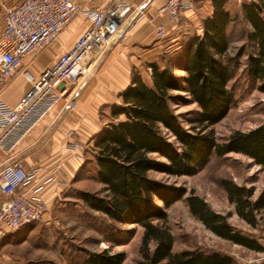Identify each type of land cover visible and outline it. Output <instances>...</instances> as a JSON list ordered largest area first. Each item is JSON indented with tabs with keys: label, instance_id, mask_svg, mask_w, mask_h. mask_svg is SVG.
Wrapping results in <instances>:
<instances>
[{
	"label": "trees",
	"instance_id": "1",
	"mask_svg": "<svg viewBox=\"0 0 264 264\" xmlns=\"http://www.w3.org/2000/svg\"><path fill=\"white\" fill-rule=\"evenodd\" d=\"M227 1L212 0L213 12L203 21V34L188 45L185 63L180 66L186 76L178 77L156 64L149 66L151 85L134 75L130 86L119 94L120 103L111 109L113 120L93 139L94 177L102 190L83 191L80 198L90 210L113 223L143 229V259L136 264H235L216 253L172 251L173 236L165 225V210L183 198L190 214L218 237L254 251L263 250L257 242L234 232L226 218L211 210L202 198L192 192L185 197L184 188L164 185L148 175L194 176L212 156L230 153H240L264 169V123L247 133L236 132L222 144L211 133H204L228 114L233 104L228 85L241 67L246 79L264 93V0L242 5L241 18L248 27L246 45L233 55L227 29L237 17L225 10ZM243 56L244 64L239 61ZM171 92L184 93L198 105L200 111L189 120L198 125V131L182 127L169 106ZM220 184L237 215L254 225L255 213L264 209V190L252 201V189L230 180ZM82 264H124V256L103 250L88 254Z\"/></svg>",
	"mask_w": 264,
	"mask_h": 264
},
{
	"label": "rangeland",
	"instance_id": "2",
	"mask_svg": "<svg viewBox=\"0 0 264 264\" xmlns=\"http://www.w3.org/2000/svg\"><path fill=\"white\" fill-rule=\"evenodd\" d=\"M195 6L197 12L204 13L208 2L202 1ZM237 8L238 2H232L229 6L232 15L237 17L228 29L231 55L246 45L245 35L248 27L240 14H236ZM203 15H197L196 20L193 18L190 20L191 17L184 18L186 23L183 32L186 35L178 41L182 48H179L176 55L168 53L161 58L160 69L167 68L178 77L186 76L180 66L185 63L190 39L201 33ZM245 60L246 57L243 56L239 61L244 64ZM101 65H94L90 59L88 74L80 82L95 79ZM147 65L145 62V66ZM141 72L144 83L151 85L149 71L141 69ZM228 88L233 95V104L228 114L204 131L211 133L219 144L227 142L236 132L247 133L264 123V93L257 90L256 83L246 79L242 67ZM171 96L169 106L182 127L189 132H193L192 127L198 131V125L189 123V120L194 119L200 111L198 105L191 102L189 96L184 93L171 92ZM103 118V121L108 120L105 116ZM72 140L70 145H79L84 160L88 162L83 172L77 174L76 180L70 183L66 190L61 191L60 198L48 210V218L45 216L42 222L35 225L40 229V233L33 245L37 246L38 255L43 258L42 260L39 258L41 262L39 264H82L88 254L103 250L111 254H123L124 264L142 261L143 229L138 225L113 223L104 215L90 210L81 200V192L96 193L100 192L102 187L94 177L93 143L89 145ZM148 175L164 185L184 188L187 192L185 197L192 192L202 198L211 210L226 218L234 232L257 242L263 249L254 251L218 237L190 214L183 198L165 210L167 215L165 225L173 236L174 253L198 250L206 254L216 253L229 257L235 264H264V209L255 213V224L250 225L237 215L235 205L228 202L220 184L222 180H230L238 186L252 189L251 200H255L264 190V169L256 165L252 159L240 153H230L223 157L212 156L209 163L194 176L176 177L156 172H150ZM154 202L162 208L158 200L155 199Z\"/></svg>",
	"mask_w": 264,
	"mask_h": 264
},
{
	"label": "crops",
	"instance_id": "3",
	"mask_svg": "<svg viewBox=\"0 0 264 264\" xmlns=\"http://www.w3.org/2000/svg\"><path fill=\"white\" fill-rule=\"evenodd\" d=\"M20 1L22 0H0V36L4 28L2 7L16 5ZM75 1L82 10L103 8L111 2V0ZM122 1L141 9L142 15L131 14L118 40L111 44L102 55L98 56L96 53L91 55L90 59L94 65H102L95 79L80 82L75 108H67L64 103H61L12 152L6 154L0 149V166L11 159L20 161L27 170L37 171L34 181L28 187L21 189L20 193L30 195V192L41 185L46 178L53 176V181L43 185L38 193L47 207L44 215L46 218L49 216L48 210L51 209V205L60 198L61 191L66 190L69 184L76 180L85 161L80 150L71 148L72 139L90 145L102 128L113 120L111 109L120 103L119 94L130 86L133 76H140L143 81L141 69L149 71L151 76L149 67L151 64L159 67L161 58L168 53L176 55L179 48H182L178 41L186 35L183 32L186 23L184 18L191 17L190 20L192 18L196 20L197 15L204 14L203 21H205L213 12L212 0L197 1L191 9L181 14L177 24H170L165 18L157 16V10L167 0ZM202 1L208 2L204 13L194 9L195 5ZM252 1L257 0H228L224 8L232 17H235L230 12L229 6L232 2H238L236 14L239 13L241 17L242 5ZM133 18L136 22L128 29V24ZM158 24L165 27L166 34L163 41H157L156 38L155 27ZM88 26V20L80 14L60 33L55 43L26 56L0 91V100L7 106L14 107L43 70L69 49ZM202 34L203 26L201 33L193 36L188 45ZM175 45L178 47L176 48ZM145 62L148 63L147 66ZM104 116L108 120L103 121ZM92 153L94 155V152ZM3 200L5 197L0 195V202ZM35 225L27 226L19 233L0 237V264L41 263L37 246L33 245L40 233V229Z\"/></svg>",
	"mask_w": 264,
	"mask_h": 264
},
{
	"label": "built area",
	"instance_id": "4",
	"mask_svg": "<svg viewBox=\"0 0 264 264\" xmlns=\"http://www.w3.org/2000/svg\"><path fill=\"white\" fill-rule=\"evenodd\" d=\"M201 0H167L157 10V16L177 24L181 14ZM142 15L122 0H111L103 8L82 10L75 0H22L16 5L2 7L4 28L0 36V91L14 74L21 61L55 43L60 33L78 16L89 22L87 29L73 45L36 78L30 89L14 107L0 100V149L8 154L61 103L75 108L80 80L88 74L93 53L102 55L118 40L131 14ZM136 22L133 18L130 29ZM157 41L165 39V27H155ZM71 148L80 149L77 144ZM36 170H27L20 161L8 159L0 166V237L21 232L25 227L40 223L46 204L38 196L43 185L53 181L46 178L30 195L19 191L36 178ZM64 184V181H63Z\"/></svg>",
	"mask_w": 264,
	"mask_h": 264
}]
</instances>
